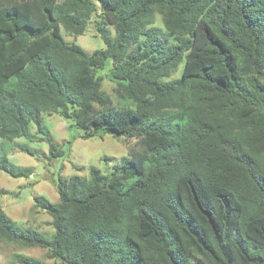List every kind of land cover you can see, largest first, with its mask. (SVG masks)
Masks as SVG:
<instances>
[{"label": "trees", "instance_id": "obj_1", "mask_svg": "<svg viewBox=\"0 0 264 264\" xmlns=\"http://www.w3.org/2000/svg\"><path fill=\"white\" fill-rule=\"evenodd\" d=\"M98 3L105 47L89 52L62 28L84 34ZM109 61L121 107L97 76ZM54 114L140 148L112 173L59 177L57 202L35 196L52 237L0 203L1 240L64 264H264V0H0L1 171L33 174L3 142L65 154L44 121Z\"/></svg>", "mask_w": 264, "mask_h": 264}, {"label": "rangeland", "instance_id": "obj_2", "mask_svg": "<svg viewBox=\"0 0 264 264\" xmlns=\"http://www.w3.org/2000/svg\"><path fill=\"white\" fill-rule=\"evenodd\" d=\"M101 11L100 4H97V13L90 20L84 34L75 35L68 33L62 28L65 39L70 43H77L89 52L104 48L105 43L99 31ZM155 25L163 28L162 16L157 14ZM107 27L114 34L111 25ZM185 61H183L177 73L173 77L182 74ZM112 61L107 62L104 68L97 71L101 79L103 93L109 97L110 103L121 107L116 93V83L109 77ZM45 124L51 130L54 141L65 151L63 156L52 157L48 142L36 138H19L16 142L27 143L36 153L30 155L21 151L13 142H3L1 150L6 153L9 159L21 166H31L33 174L30 177H13L0 170V189L5 190L0 194V203L8 215L23 226H29L43 232L46 236L52 237L55 230L52 225V216L45 210L35 205V196L42 195L52 202L59 200L57 184L59 177L69 178L73 175L89 176L90 169L97 167L104 173H112L115 167L124 163L131 157V152L140 148L137 138L122 139L110 133L98 134L86 138L85 131L76 128L74 122L58 114L45 115ZM33 131H37L34 126ZM26 254L45 262L64 264L55 258L50 257L47 248L26 247L0 239V263L20 264L15 255Z\"/></svg>", "mask_w": 264, "mask_h": 264}]
</instances>
